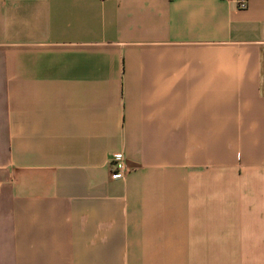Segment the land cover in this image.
<instances>
[{"label": "crops", "instance_id": "0c3cea01", "mask_svg": "<svg viewBox=\"0 0 264 264\" xmlns=\"http://www.w3.org/2000/svg\"><path fill=\"white\" fill-rule=\"evenodd\" d=\"M243 1L0 0V264H264Z\"/></svg>", "mask_w": 264, "mask_h": 264}, {"label": "built area", "instance_id": "2783aa9c", "mask_svg": "<svg viewBox=\"0 0 264 264\" xmlns=\"http://www.w3.org/2000/svg\"><path fill=\"white\" fill-rule=\"evenodd\" d=\"M239 4L243 5L244 1L239 0ZM107 166L111 177H119L130 168L121 151L111 152L108 156Z\"/></svg>", "mask_w": 264, "mask_h": 264}]
</instances>
